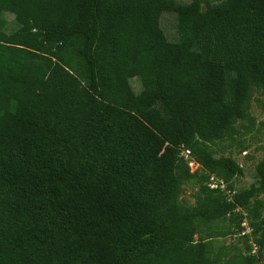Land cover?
I'll return each instance as SVG.
<instances>
[{"label": "trees", "instance_id": "16d2710c", "mask_svg": "<svg viewBox=\"0 0 264 264\" xmlns=\"http://www.w3.org/2000/svg\"><path fill=\"white\" fill-rule=\"evenodd\" d=\"M2 12L16 28L0 17V264H259L264 157L232 199L206 182L243 173L211 146L254 127L264 0H0ZM189 180L194 207L180 202ZM238 209L259 257L192 240Z\"/></svg>", "mask_w": 264, "mask_h": 264}, {"label": "rangeland", "instance_id": "374dc122", "mask_svg": "<svg viewBox=\"0 0 264 264\" xmlns=\"http://www.w3.org/2000/svg\"><path fill=\"white\" fill-rule=\"evenodd\" d=\"M181 3H189L191 0H176ZM0 17L5 21L4 30L7 33L12 32L16 28L14 17L8 12L0 13ZM175 15L173 13H163L160 17V26L166 38L170 41L176 40L175 32ZM132 90L135 94L141 92L140 81L137 77L130 79ZM248 113L254 120V127L247 130L245 121L236 122L238 129L236 141L215 142L211 146L215 158L229 157L233 159L241 168L242 175L234 177L228 185L219 179L209 177L206 184L210 189L218 190L226 199H232L235 193L247 190L255 183L254 169L257 163L264 157V94L254 90L251 95L248 106ZM190 173L196 175L201 174L200 166L192 159L187 161ZM211 178V179H210ZM199 185L194 180H189L182 186L180 194V202L187 207L195 206V195ZM263 202L261 210V218L264 219V192L258 197ZM235 213L237 217H227L219 220L209 227H195L192 232V240L210 241L214 250H221L222 247L227 248L225 258H231L235 255L259 257L260 233L255 232L250 227V221L246 215V211L238 209ZM227 233L224 237L207 238L213 233ZM224 258V259H225ZM259 264H264V256L260 257Z\"/></svg>", "mask_w": 264, "mask_h": 264}, {"label": "built area", "instance_id": "2783aa9c", "mask_svg": "<svg viewBox=\"0 0 264 264\" xmlns=\"http://www.w3.org/2000/svg\"><path fill=\"white\" fill-rule=\"evenodd\" d=\"M181 156L184 157L185 160L188 161V159L190 160V152L187 151V150H181ZM189 164V163H188ZM210 187V186H209ZM210 188H213V187H210Z\"/></svg>", "mask_w": 264, "mask_h": 264}]
</instances>
